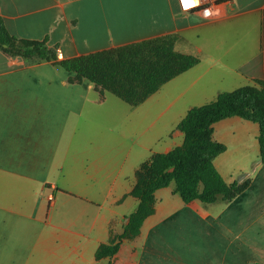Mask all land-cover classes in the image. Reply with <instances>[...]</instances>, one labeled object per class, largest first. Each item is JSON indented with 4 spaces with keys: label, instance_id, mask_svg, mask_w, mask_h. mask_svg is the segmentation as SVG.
Masks as SVG:
<instances>
[{
    "label": "crops",
    "instance_id": "1",
    "mask_svg": "<svg viewBox=\"0 0 264 264\" xmlns=\"http://www.w3.org/2000/svg\"><path fill=\"white\" fill-rule=\"evenodd\" d=\"M0 17L18 42H44L58 60L168 34L199 58L131 105L60 64L0 47V264H108L96 251L136 210L141 164L183 143L177 126L189 109L264 80V0H220L200 13L178 0H0ZM259 134L239 116L216 122L226 146L216 168L249 186L212 204L185 203L174 184L158 189L153 214L111 261L264 264Z\"/></svg>",
    "mask_w": 264,
    "mask_h": 264
},
{
    "label": "trees",
    "instance_id": "2",
    "mask_svg": "<svg viewBox=\"0 0 264 264\" xmlns=\"http://www.w3.org/2000/svg\"><path fill=\"white\" fill-rule=\"evenodd\" d=\"M177 35L168 34L148 40L94 52L71 59L58 60L56 53L44 42L23 39L17 41L0 17V47H11L24 57L38 55L53 61L76 74L75 79H88L131 105L142 103L163 84L187 71L199 62L194 55L175 49ZM259 86H242L220 93L216 99L194 106L177 128L185 135L180 146L166 153H155L136 171L137 183L131 195L139 200L134 212L120 234L96 251V258L111 259L119 251L123 240L140 233L146 220L154 212L155 193L171 184L185 203L200 200L205 204L231 201L250 184V179L227 183L214 164L226 150L213 137L214 124L239 116L260 126V160L264 162V80Z\"/></svg>",
    "mask_w": 264,
    "mask_h": 264
},
{
    "label": "built area",
    "instance_id": "3",
    "mask_svg": "<svg viewBox=\"0 0 264 264\" xmlns=\"http://www.w3.org/2000/svg\"><path fill=\"white\" fill-rule=\"evenodd\" d=\"M179 5L181 8V11L184 13H191L196 12L200 13L205 10H212L215 9V7L219 4L220 0H199L198 4H195L194 6H190L187 10L182 6V0H178ZM52 199V197H50Z\"/></svg>",
    "mask_w": 264,
    "mask_h": 264
},
{
    "label": "clouds",
    "instance_id": "4",
    "mask_svg": "<svg viewBox=\"0 0 264 264\" xmlns=\"http://www.w3.org/2000/svg\"><path fill=\"white\" fill-rule=\"evenodd\" d=\"M199 0H182V6L187 10L190 6L198 4Z\"/></svg>",
    "mask_w": 264,
    "mask_h": 264
},
{
    "label": "rangeland",
    "instance_id": "5",
    "mask_svg": "<svg viewBox=\"0 0 264 264\" xmlns=\"http://www.w3.org/2000/svg\"><path fill=\"white\" fill-rule=\"evenodd\" d=\"M228 88V87H227ZM225 90H226V88H225Z\"/></svg>",
    "mask_w": 264,
    "mask_h": 264
}]
</instances>
